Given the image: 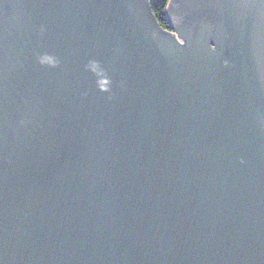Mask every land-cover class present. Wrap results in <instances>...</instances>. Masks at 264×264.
<instances>
[{
	"label": "water",
	"instance_id": "1",
	"mask_svg": "<svg viewBox=\"0 0 264 264\" xmlns=\"http://www.w3.org/2000/svg\"><path fill=\"white\" fill-rule=\"evenodd\" d=\"M172 6L0 0V264H264V0Z\"/></svg>",
	"mask_w": 264,
	"mask_h": 264
},
{
	"label": "flooded vegetation",
	"instance_id": "2",
	"mask_svg": "<svg viewBox=\"0 0 264 264\" xmlns=\"http://www.w3.org/2000/svg\"><path fill=\"white\" fill-rule=\"evenodd\" d=\"M170 15H171V19L175 18L179 20V21L173 20L172 23L174 27L176 28L175 30H176L177 38L182 43L189 42L188 40L192 41V38H195L196 34L199 33L202 29L200 26H197L196 27V29L198 30L197 33L196 31H192V30H195L193 28L194 26L184 18L185 15L180 10H178L176 7H173V6L171 7Z\"/></svg>",
	"mask_w": 264,
	"mask_h": 264
},
{
	"label": "trees",
	"instance_id": "3",
	"mask_svg": "<svg viewBox=\"0 0 264 264\" xmlns=\"http://www.w3.org/2000/svg\"><path fill=\"white\" fill-rule=\"evenodd\" d=\"M169 0H149L151 9L157 18L159 24L163 28H170V21L168 19L166 8Z\"/></svg>",
	"mask_w": 264,
	"mask_h": 264
},
{
	"label": "rangeland",
	"instance_id": "4",
	"mask_svg": "<svg viewBox=\"0 0 264 264\" xmlns=\"http://www.w3.org/2000/svg\"><path fill=\"white\" fill-rule=\"evenodd\" d=\"M170 21V20H169ZM176 28L173 26V25H171V21H170V28H169V30H171L172 32H174V33H176V30H175ZM180 37V36H179ZM181 38V37H180Z\"/></svg>",
	"mask_w": 264,
	"mask_h": 264
},
{
	"label": "bare ground",
	"instance_id": "5",
	"mask_svg": "<svg viewBox=\"0 0 264 264\" xmlns=\"http://www.w3.org/2000/svg\"><path fill=\"white\" fill-rule=\"evenodd\" d=\"M176 34V33H175ZM177 36V35H176Z\"/></svg>",
	"mask_w": 264,
	"mask_h": 264
}]
</instances>
